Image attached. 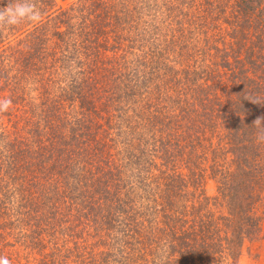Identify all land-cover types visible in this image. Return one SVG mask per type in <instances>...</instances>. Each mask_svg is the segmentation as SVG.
<instances>
[{"label":"trees","instance_id":"trees-1","mask_svg":"<svg viewBox=\"0 0 264 264\" xmlns=\"http://www.w3.org/2000/svg\"><path fill=\"white\" fill-rule=\"evenodd\" d=\"M15 2L0 0V7ZM34 3L38 22L0 27V43L5 29L18 33L13 46L0 47V73L14 70L23 80L47 75L37 80L44 118L31 120L44 133L17 146L11 170L30 159L28 152L41 155L54 180L48 199H70L62 219L71 228L61 240L51 237V250L71 258L80 249L93 263L109 252L113 264H236L264 213V124H254L264 117V25H255L238 2L222 43L226 71L214 72L222 94L197 104L193 123L180 127L171 118L162 129V113L151 124L146 119L151 57L135 51L129 38L133 12L144 0H77L50 14L55 0ZM252 31L258 40H249ZM204 73L212 78V71ZM205 170L217 181L213 198L203 192ZM8 198L5 192L0 202ZM15 215L0 228L8 230L11 219L25 222V214ZM149 235L154 244H146ZM43 257L47 264L50 254Z\"/></svg>","mask_w":264,"mask_h":264},{"label":"rangeland","instance_id":"rangeland-1","mask_svg":"<svg viewBox=\"0 0 264 264\" xmlns=\"http://www.w3.org/2000/svg\"><path fill=\"white\" fill-rule=\"evenodd\" d=\"M55 1V7L47 14L57 12L60 8H67L77 0ZM148 1L151 4L150 7H147ZM152 1H154L153 5ZM238 2L246 6L247 16L254 18L255 25L258 24V27L264 25V0H248V2L247 0H144L145 6L136 7L133 12L134 18L130 22L129 38L136 46L135 51L141 50L146 56L151 57V62L146 63L145 71L153 74V77L148 76V79L152 78V82L151 80L147 82L149 96L146 95L145 99L146 119L150 124V120L158 113H162L158 122L162 129L171 118L180 127L191 124L197 104H205L206 100L209 101L215 94H222L219 89L222 81L215 77L218 74L214 72L226 71V68L221 67L222 43L223 40L228 42L224 32L232 23L228 18H232V14L236 12ZM246 2L250 5L247 6ZM253 31L249 32V40L256 41L258 40L256 35L255 39L251 36L254 34ZM3 34L6 39L4 42L1 41L0 47L13 46L18 33L5 29ZM258 36L261 35L258 34ZM241 44L248 43L242 40ZM135 54L143 56L139 53ZM154 64L157 66V71L153 73ZM205 71L209 73L212 71L210 74L212 78L206 76ZM249 72L246 71L245 74L248 75ZM2 74L0 73V101L10 100L11 104L6 111H0V198L5 196V192L9 196L6 201L0 202V221L13 217L17 212L25 214L26 218L25 222L11 219L8 230L0 228V259H6L9 264H45L43 256L50 254L51 258L47 264H113L112 254L109 252L93 263L94 261L83 258L84 251L80 249L71 258H68L70 252L68 254L62 250L57 252L59 247L51 250V237H59L61 240V235L71 228L70 222L62 219L67 212L62 204L65 203L67 206L71 201L68 196L63 195L54 201L49 200L53 199L50 195L54 191L50 186L54 180L43 170V160L47 161V158L28 152L27 157L30 159L26 158L24 165L18 163L20 167L16 171L11 170L13 156L16 157L12 152L18 150L17 146L20 143L26 144L33 141L40 137L38 134L44 133V131L36 133L34 131L36 126L31 120L33 116H36L34 120L44 118V113L39 112L40 106L44 108L45 96H40L44 89H38L37 80L46 78L47 75L42 78L28 77L23 80L21 76L16 77L14 70ZM16 91L18 95L15 99ZM21 91H23V98L19 97ZM19 105L20 112H18ZM32 108L34 113L30 114ZM135 108L134 110L138 109L140 113L143 111V107ZM119 122L122 123V120ZM185 143V141L181 142L182 145ZM183 151L181 148L175 149L178 153ZM119 158L123 159L124 156ZM203 166L207 168V165ZM204 172L203 192L207 197L213 198L217 191V181L215 178L208 177L206 170ZM50 179H52L51 183ZM59 181L63 186L64 180ZM41 189L45 190L44 196H38L39 192H42ZM55 208L59 210L56 212ZM261 209L263 210L259 207L257 213H261ZM151 222L152 230L149 234L153 233L154 219H151ZM54 224L57 226L55 234L52 230ZM149 236L150 239L146 244L149 241V244H154L156 238L153 235ZM103 239L106 242L109 240L107 237ZM89 244L92 245L93 241L88 240L87 245ZM159 247L165 253L162 243ZM236 264H264V213L259 233L244 242Z\"/></svg>","mask_w":264,"mask_h":264},{"label":"clouds","instance_id":"clouds-1","mask_svg":"<svg viewBox=\"0 0 264 264\" xmlns=\"http://www.w3.org/2000/svg\"><path fill=\"white\" fill-rule=\"evenodd\" d=\"M41 12L34 0H16L15 3L0 7V27H11L22 22H38ZM10 100L0 101V111H6ZM254 124H264V117H258ZM0 264H9L6 259H0Z\"/></svg>","mask_w":264,"mask_h":264}]
</instances>
